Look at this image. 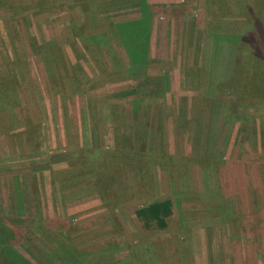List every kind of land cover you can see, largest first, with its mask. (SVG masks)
Wrapping results in <instances>:
<instances>
[{
  "label": "rangeland",
  "instance_id": "1",
  "mask_svg": "<svg viewBox=\"0 0 264 264\" xmlns=\"http://www.w3.org/2000/svg\"><path fill=\"white\" fill-rule=\"evenodd\" d=\"M36 1L0 0V264H264V1Z\"/></svg>",
  "mask_w": 264,
  "mask_h": 264
},
{
  "label": "trees",
  "instance_id": "2",
  "mask_svg": "<svg viewBox=\"0 0 264 264\" xmlns=\"http://www.w3.org/2000/svg\"><path fill=\"white\" fill-rule=\"evenodd\" d=\"M263 1L264 0H259V5ZM41 2L42 0H37L33 6L39 5ZM62 2H65V0ZM18 12L19 11H16L15 13ZM147 21V16L142 15L137 21L119 23L115 26L117 36L128 61V72H132L136 69L140 70L141 68L144 69V73L146 72L147 65L149 63L147 53L150 40V33L148 30V23L150 20L148 22ZM91 41L94 42V40ZM259 63L260 62L255 61L252 70L253 76L251 86L254 89L252 90L256 93H258L257 90L259 87L264 88V65H261L264 63ZM172 208L173 204L168 199L153 201L136 209L134 211V216L146 230L152 228L163 230L167 227L166 220L173 213Z\"/></svg>",
  "mask_w": 264,
  "mask_h": 264
},
{
  "label": "crops",
  "instance_id": "3",
  "mask_svg": "<svg viewBox=\"0 0 264 264\" xmlns=\"http://www.w3.org/2000/svg\"><path fill=\"white\" fill-rule=\"evenodd\" d=\"M178 33V32H177ZM184 33V32H183ZM174 34L175 33H172V35H171V38H173V36H174ZM182 36V35H181ZM186 37V36H185ZM184 37V39L183 40H185L186 38ZM193 38H194V36H193ZM185 45V44H184ZM193 49H194V51L192 50V53L191 54H193L194 56H195V53H196V51H198L199 49L196 47V43H194V47H193ZM196 50V51H195ZM175 55H178V57L180 58L181 57V60H183L184 59V56L185 55H187L185 52H184V50L182 49V48H180V49H176V52L174 53ZM173 55V54H172ZM180 63H182V61L180 62ZM179 63V60L175 63V64H169V67H170V69L171 70H169L168 72H170L171 73V76H175V75H173L174 74V72H175V70H181L182 72L183 71H186V68H185V66L186 67H188V66H196V67H198V62H197V60L195 61V63H193L192 62V64H190V65H188V60H187V58H186V60L184 61V65H182V64H180ZM177 66H178V69H176L177 68ZM179 70V71H180ZM227 77H229V76H227ZM169 86H170V91H172V90H174V88H177V87H179L180 85L179 84H176V85H174L173 86V83H169ZM163 101L166 103V104H169V102H170V104H171V101H169V99L165 96L164 97V99H163ZM189 101V102H188ZM187 102H188V104L189 105H191V100H188ZM184 103H186V98H185V102ZM186 105V104H185ZM187 109V108H186ZM189 111V110H188ZM184 114V113H183ZM182 114V115H183ZM187 111H186V116H187ZM191 116V115H190ZM187 118H189V116L187 117Z\"/></svg>",
  "mask_w": 264,
  "mask_h": 264
}]
</instances>
